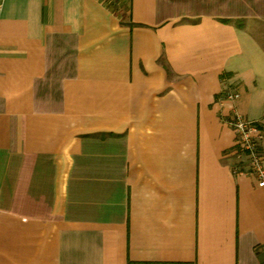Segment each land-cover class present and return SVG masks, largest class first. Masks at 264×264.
<instances>
[{"label":"crops","instance_id":"obj_1","mask_svg":"<svg viewBox=\"0 0 264 264\" xmlns=\"http://www.w3.org/2000/svg\"><path fill=\"white\" fill-rule=\"evenodd\" d=\"M0 2V264H264V0Z\"/></svg>","mask_w":264,"mask_h":264},{"label":"built area","instance_id":"obj_2","mask_svg":"<svg viewBox=\"0 0 264 264\" xmlns=\"http://www.w3.org/2000/svg\"><path fill=\"white\" fill-rule=\"evenodd\" d=\"M1 9L2 2H0V11ZM239 97L240 94L237 90H227L223 96L231 103H235ZM228 124L236 135V153L247 158L250 172L258 178V185L264 187V156L261 154L260 145L261 140H264V131H262L261 125L241 116L234 105Z\"/></svg>","mask_w":264,"mask_h":264}]
</instances>
